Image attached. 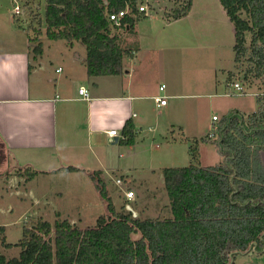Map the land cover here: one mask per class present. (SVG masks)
Returning a JSON list of instances; mask_svg holds the SVG:
<instances>
[{
    "label": "trees",
    "instance_id": "obj_1",
    "mask_svg": "<svg viewBox=\"0 0 264 264\" xmlns=\"http://www.w3.org/2000/svg\"><path fill=\"white\" fill-rule=\"evenodd\" d=\"M139 1L44 0L46 38L65 40L68 45L82 43L88 77L120 74L125 49L112 29L132 30L137 19L146 17L138 10ZM218 1L233 24L234 63L247 62L244 80L254 77L264 83V0ZM190 7L191 0H186L173 7L165 20L185 16ZM121 9L126 13L119 25H113L107 14ZM32 50L40 55L41 42L35 41ZM226 79L231 80L229 73ZM257 103L251 113L231 110L216 121L211 140L221 156L219 163L161 169L170 216H133L126 208L117 212L100 172L92 171L89 175L106 202L107 213L88 228L67 219L56 218L52 224L36 220L22 225L15 243L6 242L0 225V249L19 247L14 257L0 251V264H231L237 253L253 246L262 249L264 166L259 152L264 150V97H257ZM121 133L126 139L119 140L132 144L130 120ZM78 170L68 165L55 171ZM37 172H26L27 178Z\"/></svg>",
    "mask_w": 264,
    "mask_h": 264
},
{
    "label": "rangeland",
    "instance_id": "obj_2",
    "mask_svg": "<svg viewBox=\"0 0 264 264\" xmlns=\"http://www.w3.org/2000/svg\"><path fill=\"white\" fill-rule=\"evenodd\" d=\"M4 1L12 11V0ZM185 1L140 0L138 6H145L142 14L145 13L146 17L137 19L133 30L112 29V32L118 35L120 47L125 49L122 71L125 67L128 68V63L132 60L127 51L135 49L133 58L137 61L134 65L144 66V71L147 72L145 77L150 83L147 90L152 87L154 81H157V84L163 82L167 90L172 88L176 93H194L193 97L180 99L179 102L177 99L169 100L168 113L163 108H155L149 99L136 103L132 111L136 115L134 119L140 120L141 130L136 134L129 152L126 145L110 144L105 139H100V143H96L101 154L117 159L119 166H123L124 162L125 166L131 169L129 175L124 174L125 178L129 177V181L120 176L118 170L109 172L107 174L109 177L103 179L105 191L117 212H124V208L129 205L140 217L170 216L161 169L185 166L188 163V140L181 138L177 124L186 125L188 132L196 135L199 143L197 146L199 161L196 166L205 167L206 164L215 165L220 161L211 138L205 135L211 114H216L220 119L225 113L222 107L224 103H227L226 106L240 107L244 114L258 108L257 97L260 96L219 94L231 91L225 87L228 70L231 80L238 81L243 86V92H261L264 89L261 79L254 77L243 79L247 62L234 63L233 24L219 1L191 0L192 11L189 16L166 21V15H170L171 9ZM14 22L25 31L18 32V36L23 38L26 36L25 33L31 36L33 41L31 56L35 55L32 50L34 42L40 41L44 50L42 57L53 66V69L62 63H71L73 56L66 46L68 45L66 41L46 38L44 0H22V14L19 17L14 16ZM249 39L250 34L247 33L246 44ZM77 44L80 52H85L83 44L80 42ZM138 49L141 52L137 59ZM79 67L80 71L84 69L82 65ZM130 80L134 82L133 77ZM84 84L92 86L90 82ZM148 127L152 130H148ZM203 132L206 133L202 134ZM11 168L7 167V170L0 173L2 204L6 201H16L14 190H21L29 180L26 178L27 174L22 173L20 168ZM13 175L24 178H10ZM117 178L121 180V188L115 182ZM33 184L36 186L38 198H41L42 192H47L51 204L45 205L42 199L38 200L37 209L34 211L15 210V206L10 216L0 219L1 223H5L4 219L11 218L12 223L7 222L9 226L6 228V238L10 243L17 242L21 237L22 225L30 226L36 220H46L52 224L56 218L67 219L80 228H88L94 226L98 216L107 213L106 202L100 196L95 181L83 170L37 174ZM127 189L134 191L135 196L131 200H126L124 196ZM6 190L7 193L9 190L13 191L8 199ZM137 236L138 234H132L133 238ZM1 251L6 257H14L17 256L19 247L13 246Z\"/></svg>",
    "mask_w": 264,
    "mask_h": 264
},
{
    "label": "crops",
    "instance_id": "obj_3",
    "mask_svg": "<svg viewBox=\"0 0 264 264\" xmlns=\"http://www.w3.org/2000/svg\"><path fill=\"white\" fill-rule=\"evenodd\" d=\"M6 5L4 0H0V173L7 170V167L20 168L22 173L74 172L55 171L59 167L72 165L78 167V171L83 170L88 174L99 171L100 176L105 180L109 177L107 175L109 172L118 170L120 176L129 181V177L125 178L124 174L129 175L131 169L126 167L124 162L123 166H119L117 159L101 154L96 143H100V139H105L110 144L126 145L129 152L130 145L134 143L136 134L141 130L140 120L134 119L136 115L132 111L136 103L149 99L152 100L155 108H163L168 113L169 100L177 99L179 102L180 99L193 97L194 93H176L172 88L167 90L163 82L157 84V81H154L152 87L150 86L151 88L147 90L150 83L145 77L147 72L144 71V66L134 65L137 61L133 58L135 49L127 51L132 60L128 63V68H124L123 73L88 77L83 63L85 52L81 53L78 42H73L70 46L66 45L73 56L71 63H62L53 69V66L42 57L43 48L40 55L31 56V36L28 33H25L26 36L23 38L17 35L18 32L25 31L15 24V15ZM191 11L192 1L189 12L183 17L189 16ZM1 33L4 34L1 35ZM6 36L8 37L5 38ZM140 52L138 49L137 59ZM79 64L84 68L82 71ZM121 74H123L122 77ZM132 77L134 82L130 80ZM225 80V87L231 89L230 84L233 80ZM85 82L92 83V86L85 85ZM160 85H164L163 90L159 89ZM79 86L87 89L89 99L82 98L78 94ZM157 90L165 92L158 93ZM143 91L146 93L144 94ZM225 92L219 94L225 95ZM156 95L167 96L166 104L156 105L153 99ZM226 105L227 103L222 105L225 113L238 110L244 114L240 107ZM212 115L216 114L212 113ZM211 116L207 133L215 127L214 124L217 121H212ZM126 120H130L133 125L132 144H126L119 138L109 140L106 131L116 128L121 132ZM177 126L181 138L188 140L187 165H198L199 143L196 135L189 133L184 124H177ZM148 130L152 128L148 127ZM204 133L206 132L202 134ZM259 156L264 166V150L259 152ZM210 165L214 164L204 166ZM37 174L29 178L26 186L21 190H14L16 201H6L2 204L3 195L0 194V219L10 216L15 206V210L34 211L37 209L38 200L42 199L45 205L51 204L47 192L41 191V198L37 196V189L33 184ZM10 178L23 179L24 177L13 175ZM118 186L121 185L118 184ZM12 193L13 191L9 190L7 193L6 190L7 199ZM4 220L6 222H0V225L5 228L6 238V228L12 221L10 217ZM6 242H8L7 238ZM231 264H264V247L257 250L253 246L248 252L237 253L231 258Z\"/></svg>",
    "mask_w": 264,
    "mask_h": 264
},
{
    "label": "built area",
    "instance_id": "obj_4",
    "mask_svg": "<svg viewBox=\"0 0 264 264\" xmlns=\"http://www.w3.org/2000/svg\"><path fill=\"white\" fill-rule=\"evenodd\" d=\"M138 10L139 11H145V6H143V5L138 6ZM12 13L15 16H20L22 14V0H12ZM125 13H126V10H124V9H121V10H118V11H114V12H110V13L107 14V19L113 25H119L120 21H121V18H122V16ZM230 87H231V91H226L224 93L225 95L249 94L248 92H243V90H244L243 86L240 83H238V81H232L231 84H230ZM163 88H164V85H160L159 86L160 90H163ZM77 91H78V94L82 98L89 99L87 89L84 86H79ZM253 94L256 95V96H264V92H260V91H258L256 93H253ZM153 99L156 102V105H165L166 102H167V96H165V95H156V96L153 97ZM218 119L219 118L217 117V115H212L211 116V120L212 121H216ZM213 132H214V127H212V129L206 134V136L208 138H211L213 136V134H214ZM106 135H107V138H109V140H112L114 138L126 139V137L123 136L121 134V132L118 131L116 128L108 129L106 131ZM115 182L117 184H119V185L121 184V180L119 178L115 179ZM124 196H125L126 199H132L134 197L133 190L132 189H127L124 192Z\"/></svg>",
    "mask_w": 264,
    "mask_h": 264
},
{
    "label": "water",
    "instance_id": "obj_5",
    "mask_svg": "<svg viewBox=\"0 0 264 264\" xmlns=\"http://www.w3.org/2000/svg\"><path fill=\"white\" fill-rule=\"evenodd\" d=\"M114 139L116 140L117 138ZM126 208L132 212L133 216H136V212L129 205H127Z\"/></svg>",
    "mask_w": 264,
    "mask_h": 264
}]
</instances>
